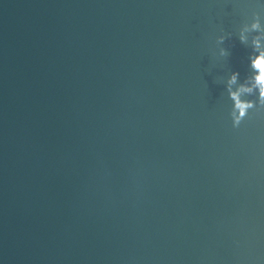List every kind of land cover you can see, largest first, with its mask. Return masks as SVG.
Listing matches in <instances>:
<instances>
[{
  "label": "water",
  "instance_id": "95a60500",
  "mask_svg": "<svg viewBox=\"0 0 264 264\" xmlns=\"http://www.w3.org/2000/svg\"><path fill=\"white\" fill-rule=\"evenodd\" d=\"M260 51L264 0H0V264H264Z\"/></svg>",
  "mask_w": 264,
  "mask_h": 264
},
{
  "label": "clouds",
  "instance_id": "9594fccd",
  "mask_svg": "<svg viewBox=\"0 0 264 264\" xmlns=\"http://www.w3.org/2000/svg\"><path fill=\"white\" fill-rule=\"evenodd\" d=\"M253 27H257L256 24H253ZM221 42H223V37L220 38ZM241 41L243 42L244 37L241 35ZM257 47L259 46V42H255ZM252 67L256 70L254 76L255 85L259 88V95L261 102H264V51H260L258 55L252 58L251 60ZM237 73H233L229 79L230 83H234L236 80ZM246 91H250V89H245ZM232 99L235 101V111L232 113V125L233 127H238L246 115V109L251 107L252 105L248 102L241 100L238 97L237 92L230 93Z\"/></svg>",
  "mask_w": 264,
  "mask_h": 264
}]
</instances>
